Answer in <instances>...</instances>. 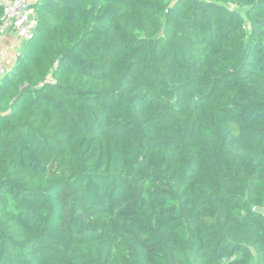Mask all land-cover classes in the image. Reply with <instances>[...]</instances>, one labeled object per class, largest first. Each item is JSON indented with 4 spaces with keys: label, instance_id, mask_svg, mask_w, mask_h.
<instances>
[{
    "label": "trees",
    "instance_id": "trees-1",
    "mask_svg": "<svg viewBox=\"0 0 264 264\" xmlns=\"http://www.w3.org/2000/svg\"><path fill=\"white\" fill-rule=\"evenodd\" d=\"M31 6L0 264H264V0Z\"/></svg>",
    "mask_w": 264,
    "mask_h": 264
},
{
    "label": "built area",
    "instance_id": "built-area-1",
    "mask_svg": "<svg viewBox=\"0 0 264 264\" xmlns=\"http://www.w3.org/2000/svg\"><path fill=\"white\" fill-rule=\"evenodd\" d=\"M34 0H0V40L14 32L19 40L30 39L37 27L36 14L32 8ZM21 53L20 46L14 51L13 58ZM4 53H0V70L3 69ZM53 82V81H52Z\"/></svg>",
    "mask_w": 264,
    "mask_h": 264
},
{
    "label": "crops",
    "instance_id": "crops-1",
    "mask_svg": "<svg viewBox=\"0 0 264 264\" xmlns=\"http://www.w3.org/2000/svg\"><path fill=\"white\" fill-rule=\"evenodd\" d=\"M19 46V40L14 32L8 33L4 38L0 40V53H4L3 69L0 70V77L2 76L4 71L8 70V68H6V62L4 60L7 59L8 61H10L13 58L14 51Z\"/></svg>",
    "mask_w": 264,
    "mask_h": 264
},
{
    "label": "rangeland",
    "instance_id": "rangeland-1",
    "mask_svg": "<svg viewBox=\"0 0 264 264\" xmlns=\"http://www.w3.org/2000/svg\"><path fill=\"white\" fill-rule=\"evenodd\" d=\"M21 42H22V41H21ZM21 45H22V44H21ZM14 60H15V58H12L10 61H8L7 59L4 60V61L6 62V68L10 69L11 66H12L13 63H14ZM262 212H264V209H262Z\"/></svg>",
    "mask_w": 264,
    "mask_h": 264
}]
</instances>
